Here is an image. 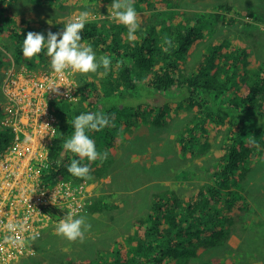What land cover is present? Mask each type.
Instances as JSON below:
<instances>
[{
    "label": "trees",
    "instance_id": "1",
    "mask_svg": "<svg viewBox=\"0 0 264 264\" xmlns=\"http://www.w3.org/2000/svg\"><path fill=\"white\" fill-rule=\"evenodd\" d=\"M136 1L140 2L139 4L144 3L143 1L149 2V0ZM136 1L134 0L135 6ZM6 2H8L7 6H5ZM40 2V0H0V66L4 62L8 65L11 61L8 52L12 54L14 52L19 62L17 63L14 59L15 63L20 65L26 62L30 69L40 68L35 61L44 59L45 49L32 59L25 58L22 53L23 40L27 33L33 31L44 34L41 28H44L46 24L40 17L28 16V6L24 8L22 3L25 5L33 3L31 9L38 10V14H41L39 10L44 9L43 6L39 7ZM153 2L155 3L156 0ZM12 7L14 8L11 9ZM214 7L212 16L203 13L200 17L190 15L188 19H183L186 13L181 12L173 18V21L182 19L179 24L155 19L140 39L132 40V45L120 42V34L107 39L105 34L98 31L99 27L95 21L86 23L81 33L82 40H85L87 44L93 43L94 52H97L99 57L106 55L111 60L115 57L112 62L119 64V70L114 74V81L106 77L103 80L98 79L99 76H103L101 72L92 74L94 78L96 77L95 79L83 77L84 84L79 85L75 99L67 102L58 99L50 100L52 113L62 115H58L61 119L60 127L57 128L59 130L56 140L58 144H54L49 155L53 165L50 169L51 174L45 178V181L59 180L66 175L68 176L65 179L82 181L67 171L70 161L79 157L74 154L71 157L70 153L61 157V151L63 142L74 131L72 127L74 119L84 113L102 109L113 120L115 126L105 127L99 132L92 131L96 140L104 143L112 138L110 134L113 130L122 129L119 127L121 119L127 122L132 121V124L127 125L132 127L131 130H125L130 133L140 129L143 120L151 121L157 126L165 125L164 119L168 117V112L171 109L175 110L179 105L188 109L197 106L200 112L194 114L193 121L196 124H202L203 130L200 135H197L192 126L190 128L192 131H189L185 137L187 142H199V145L194 148L184 143L181 147L184 154L202 151L200 148L202 144H212L211 132L205 129L207 120H216L217 117L221 120L231 118L232 121L233 117L236 118V115L232 113H239L241 123L237 121L235 123L242 130L239 131L233 127L234 131L230 128L231 126L229 127L232 137L221 140L219 159L213 164L210 178L201 184L195 194L184 197L169 189V192L164 193L165 196L149 197L147 202L153 201L152 209L145 217L139 215L140 202L134 206L128 198L124 201L126 204L124 209L120 210L118 206L116 207L114 220L119 224L133 222V232L128 235H118L113 248L104 258L99 255V257L93 256L91 260L74 259L75 247L79 244L72 246L69 243L67 253L64 255L67 260L60 259L62 264H212L209 262L210 259H202V256L212 248L228 246L227 240L230 232L236 228V221L244 220L246 217L253 218L257 210L251 205L248 193L264 191L261 187L263 183L260 185L257 182L260 168L253 164V159L262 158L264 155L260 152L264 147V131L254 140L244 138L249 132L254 131L253 128L264 129V64L258 69L248 67L245 72H239V64L241 62L248 64L244 59L249 60L250 56L247 58L246 49H243V46L239 48L232 46L226 38L210 44L208 51L204 52L197 65L195 64V69L188 68L184 60L187 59L192 47L204 39L207 33L203 30L204 26H208V32L223 36L225 27L240 23L241 29L251 31L258 40L260 39L258 34L262 32L258 31L260 23L255 20L264 21V17L252 6H248L250 8L246 11H241L234 3L225 1ZM172 13L175 14V12ZM183 20L186 23H183ZM168 24H172L171 35L164 37L158 29ZM162 27L163 31L167 30L166 26ZM4 33L8 34L7 37ZM100 45L105 47L100 48ZM229 45L232 47H228ZM1 74L2 85L5 74L2 72ZM104 81L106 84L99 88ZM145 84L148 85L147 88L152 87L151 98L147 100L142 93L147 89ZM99 89H103V93L99 92ZM153 95H157L159 100H154ZM136 99H139V103ZM160 99L164 101L163 105ZM133 100L136 101V105L133 104ZM165 104L167 106H164ZM115 108L119 109L121 117L112 114ZM135 108H137L136 111H134ZM136 116L138 120L135 119ZM1 117L0 110V150H3L12 143L15 133L10 127L2 124ZM248 118L253 119V122L246 123ZM260 122L263 123L262 128L259 125ZM146 144L141 143L143 150L146 149ZM114 162H117V159H107L101 163L92 162L91 173L105 176ZM81 163L89 162L85 158ZM255 199L260 201V196L256 195ZM96 208L101 207L97 204ZM53 211L58 214L65 213L62 209L55 208ZM254 223L261 224L262 221ZM162 226L163 229H161ZM228 241L236 243L237 240L229 239ZM248 249V251L242 248L238 250L242 255L251 252L252 256L247 254L244 257V259L249 258L248 264H264V249L257 245L253 248L248 245ZM24 262L49 264L45 261L29 263L25 260Z\"/></svg>",
    "mask_w": 264,
    "mask_h": 264
},
{
    "label": "rangeland",
    "instance_id": "2",
    "mask_svg": "<svg viewBox=\"0 0 264 264\" xmlns=\"http://www.w3.org/2000/svg\"><path fill=\"white\" fill-rule=\"evenodd\" d=\"M40 1L39 7L43 6L44 9L43 11L39 10L41 14H38V10L31 9L33 3L29 5L22 3V5H24V8L28 6V16L30 17L37 18L39 15L44 16H42L44 18V23H46L44 24V27H49L46 29L44 36H46L49 31L53 33L62 32L65 28V24L73 21L80 12L89 11L92 15L89 17L88 21H95V24L99 27L98 31L105 34L107 39H110L113 35L117 36V34H120L122 35L119 39L120 42L128 43L130 45L133 44V41L128 39L127 27L112 18V0ZM225 1L234 3L236 8L241 11H246L250 8L248 6H252L257 10V13L264 17V0H161L160 2L156 0L155 3L153 0H149L150 3L143 1L144 3L141 4L136 1V6L134 5V7L142 22L134 34L135 38L140 39L145 34L147 28L152 26L155 19L173 21V18L181 12L186 13L184 14L183 19H188L190 15L200 17L203 13H206L207 16H212L211 13L215 11L214 6ZM7 5L8 2L5 3V6ZM13 8L14 7L11 9ZM171 11L175 12V14ZM181 21L182 19H174L173 23L179 24ZM255 22L260 23L258 25V31L262 32V34H258L260 36V39L258 40L251 31L241 29L242 25L240 23L225 27V30L223 29V36L208 32V26H204L203 30L207 32L204 39L198 41L196 46L192 47L187 59L184 60L186 61L188 68L191 69L194 66L196 67L199 58L204 52L208 51L210 44L212 45L226 38L232 46H238L237 48L243 46V49H246L247 58L250 56L249 60L244 59L248 64H243L242 62L239 64V72H245L248 67L258 69L260 65L264 64V21L255 20ZM183 23H186V21L183 20ZM162 26H166L167 30L163 31ZM162 26L159 27L158 31L163 33L164 37H169L171 35L170 30L172 24ZM222 28L223 27L221 26V29ZM4 35L7 37L8 34L4 33ZM214 36L216 37L213 38ZM81 42L85 45H91L94 51L95 45L93 43L87 44L85 40H82ZM230 45L228 47H232ZM99 47L101 48L102 45ZM95 55L96 57H99L97 52H95ZM8 56L11 58L9 64L6 65L4 62L0 66V80L2 76L1 72L4 73L6 77L10 74L12 79L6 83V88L0 85V107L1 110H3L2 116L4 110H7L6 106L8 103L12 102L11 97L15 98V95L19 93H27L29 96L34 94L35 91L33 87H35L37 81L45 85L46 91H42V95L48 103L54 98L67 102L68 100L77 97L79 85L84 84L83 77L88 76L93 79L92 74H96L103 68H99L96 73L87 74L79 72L68 74L71 70H66L64 79L65 83L62 80H58L56 85L61 92H53L49 87L51 86L50 75L54 71L51 68V57L47 55L46 48L43 53L44 59L40 58L35 61L40 67L37 73L32 72L26 62L24 63V66L17 64L19 62L17 61L18 59L14 52L13 54L8 52ZM14 59L17 62V68L11 67L12 64L15 63ZM114 59L115 57H112V60ZM118 70L119 64L115 63L110 65L107 75L102 74L104 73V69L101 70V74L110 81H114V74ZM145 87L147 88L148 86L145 84ZM99 88L102 87L100 86ZM99 92L103 93V89H99ZM145 93L149 94L148 88ZM156 96L157 95H153V99H157L158 96ZM18 97L19 96H16V99H18ZM27 97L28 96H23V99ZM136 101L139 103V99H136ZM136 101L133 100L134 105H136ZM162 101L163 100L160 99V103L163 105L164 101ZM164 106H167V104ZM197 109V106L188 109L183 105H179L175 110L171 109V111L168 112V117H165L166 120L164 119L165 125L157 126L152 124L151 121L143 120L142 127H139L140 129H136L130 133L125 130H131L132 127H128L127 125L132 124V121L127 122L126 120L121 119L119 127L122 129L116 131L113 130L110 134L112 138H109L104 143H99L95 136L92 135V131H89L87 134L95 141L97 150L99 152L107 151V159H117V162L113 163L111 169L105 174V176L91 173L92 179H82V181L76 182L72 179L66 181L65 178L68 176L66 175L54 184L40 185L41 193L39 192V194L41 197V203L45 206L54 205L55 207H61L66 213L65 215H60L55 212H47L49 214V219L45 220V223L36 224L40 227L39 231L32 235V231L29 230L25 233V236L22 239H19V236H21L20 228H15L11 233L14 237L8 240L11 249V260L8 262H11L10 264H16V262L19 261L20 255L29 250H33L35 256L33 255L34 257L29 259V263H33L35 260V262L45 261L49 264H53L54 262L58 264L62 255L67 253V246L69 243L72 246L79 244V246L75 247L76 251L74 254L79 255V258H83L82 260H85L84 258L91 260L93 256L99 257V255H101V258H104L106 257L107 252L113 248L118 235H128L133 232L134 223L119 224L114 220V215L117 211L116 207L118 206L120 210L124 209L126 206L124 201L128 198L134 203V206L138 204L136 199L140 201L141 213L139 215L145 217L152 209V201L149 203L147 202L151 196V194L148 196V184H152L151 186L149 185V189L152 188L150 189L154 191L152 197L155 198V193L157 196H165L166 194L164 193L169 192V189L170 191L173 190L176 193H181L180 195L184 197L195 194L201 184L205 183L210 178V173L214 168L213 164L217 163L219 159L221 140H225V138L230 136L232 137L229 129H232L233 127L236 130L239 129L240 127H238V124H236L235 121L240 122L241 120V115L239 113H232V115H236V118L233 117L232 121L231 118L221 120L217 117L216 120H207L205 129L211 132V139L213 140L212 144H202L200 146L202 151H193L191 152L193 154H184L182 153L181 148L184 143H188L191 145L190 147L194 148H197L199 145V142H187L185 137L189 131H192V129H190L192 126L193 131H195L197 135H200L203 130L201 128L202 124H196L193 121L194 114L200 112V110ZM136 110L137 108L134 109V111ZM155 111H157V107H155ZM15 113H17V111ZM112 114L121 117L118 108L113 109ZM58 115L62 114L58 113ZM58 115L56 117L54 114L50 113L49 116L51 117L52 127H54L53 130H51V135L42 138L40 144L33 148L34 153L31 160L29 158H22L23 166L33 167L41 162V160H48L47 153L51 151L54 144H58L56 140L58 139L57 135L59 130L56 131V129L60 127L59 123L61 122ZM8 119L11 121L10 117H8ZM135 119L138 120L137 116ZM245 122L251 123L253 122V119L248 118ZM262 124L263 123L261 122L259 123L261 128ZM21 127H24V130L27 133H31L35 129V127H28V131L25 125H21ZM37 129L38 127L36 130ZM240 130L242 129H239V131ZM253 130L254 131L249 132L245 138L242 133V138L254 140L259 138L258 135L264 131V129L260 130L256 128H253ZM46 133L47 131L42 134V137ZM199 141L201 142V138H199ZM141 143H147L145 150H143ZM138 154H142V156ZM70 155L72 157V153H70ZM96 162L101 163L99 160ZM26 163L27 165H24ZM253 164L260 168L259 173L257 174V182L260 185L263 183L261 187L264 188V155L262 159L258 157L253 159ZM47 173L48 172H46V174ZM19 180L22 184L30 183L35 180V176L27 175ZM50 183H53V181ZM252 192L253 191L248 193V197L251 205L254 206L257 211L252 219L246 217L244 220L235 222L236 228L230 232L228 240H237L236 243H230V241L227 240V242H229V247L222 246L219 248H212V250H209L202 256V259H210L209 262H212V264H229L230 262V264H248L249 258L244 259V257L247 256V254L252 256L251 252L242 255L238 250L242 248L248 251V245L252 248L254 245H257L264 249V224H262L264 223V191H256L254 194ZM256 195L258 197L260 196V201L255 199ZM90 198L92 199L91 203H89L90 201L88 200ZM98 201L102 208L96 211L92 210L94 209L93 207L97 205ZM78 209L85 212L81 216H86L87 222L91 224V229L85 233L83 242H80L79 240L76 242H70L63 236L57 234L56 227L58 222L65 218L69 213H74L76 217H79ZM86 209H89V211L87 212ZM34 219L37 218L34 217ZM256 221H262V223L256 224L254 223ZM163 228L164 227L162 226L161 229ZM0 249H3V245L0 246ZM24 261L25 260H22L19 263L26 264L27 262ZM0 264L8 263L6 260H2V263Z\"/></svg>",
    "mask_w": 264,
    "mask_h": 264
},
{
    "label": "clouds",
    "instance_id": "3",
    "mask_svg": "<svg viewBox=\"0 0 264 264\" xmlns=\"http://www.w3.org/2000/svg\"><path fill=\"white\" fill-rule=\"evenodd\" d=\"M111 11H112V18L127 27L128 39L134 40L135 39L134 34L138 30L142 22L141 18L138 16V13L134 7V0H112ZM91 15L92 13H90L89 11L80 12L73 21L65 24V28L62 32L53 33L49 31L47 33V38H45L44 34L42 33L29 31L26 35V38H24L23 40V46H22L23 56L27 59H32L33 57L40 54L46 48L47 55L51 57L52 70L54 71L55 74L60 75L62 78L64 77L66 70H71L68 74H72L75 72L87 74V73H96L98 69L101 67H103L101 70L104 69L103 74L107 75V72L110 69V65L115 63H113L111 61V58L106 55L101 56L99 57V59H97L92 46L85 45L81 42L82 41L81 33ZM30 70L32 72L37 73L39 69L38 70L30 69ZM101 70L99 72H101ZM104 78H105L104 76L98 77V79L100 80H103ZM105 84H106L105 81L102 82L101 87H103ZM58 88L59 87L55 86L54 84L49 87V89H51L53 92H58ZM151 89L152 87L148 88L149 94L145 93L147 89L144 92H142L146 100L151 98L150 95ZM48 107L50 112L52 113L50 107V101L48 103ZM54 115L57 117L56 114ZM10 116L11 115L8 109L6 111L4 110V114L1 117L2 124H5L7 127H10L13 133H15V135L12 143L4 149V154H0V156L9 153V151L16 146V142H17L16 131L14 130L13 124L8 119V117ZM109 126H115L114 122L112 119H110L108 115L104 113L102 109L100 111L81 114L74 119L72 124L74 131L72 135L63 142L62 151H61V157L66 156L67 153H72L74 154V156L79 157V159L73 158L67 167V171L71 175L84 180L92 179L90 164L92 162H96L97 160L101 162L105 161L108 158V152L107 151L99 152L96 148L95 141L92 138H90V136L87 133L89 131L99 132L105 127H109ZM260 152L264 154V147L261 148ZM49 155H50V151L48 152V160H46V162H44L43 164L39 162L37 163V165H34L33 167H25V166L22 167L21 176L20 178H18V180L22 179L24 176L27 175L35 176V180L30 183L22 184V189L17 198V200L20 201V203L25 197L32 199V201L40 197V194L35 193L34 189L40 187L41 183L45 185H51L58 181V180H54V181L52 180L53 183H50L52 181L49 180L45 181V178L49 174H51L50 169L53 166ZM85 158L89 163L82 164L81 161L84 160ZM46 172L48 173L46 174ZM59 180H61V178ZM65 180L68 181V179ZM78 186H83V185H78ZM147 189H148L147 192H149L150 189L149 188ZM155 195L157 197L156 193ZM88 200L91 203L92 199L90 198ZM97 204L101 207L99 201L97 202ZM36 207L39 210L43 209L45 212H54L53 209L55 208L61 210V207H55L54 205L45 206L41 202L39 204H36ZM93 208L94 209L92 210L94 211L99 210L96 208V206H94ZM86 211L88 212L89 209H86ZM65 213H61L60 215H65ZM84 213L85 212L83 210L80 211L78 209L79 217H76L74 213H69L65 218L61 219L56 227L57 234L63 236L70 242H76L77 240L83 242L85 233L91 229V224L87 222L86 216H81ZM7 227L10 230H15L16 225L9 223ZM60 259H66V257L62 255ZM74 259H81V257L79 258V255H75ZM61 262L62 261H60L59 263ZM7 263L10 264L11 262L7 261Z\"/></svg>",
    "mask_w": 264,
    "mask_h": 264
},
{
    "label": "built area",
    "instance_id": "4",
    "mask_svg": "<svg viewBox=\"0 0 264 264\" xmlns=\"http://www.w3.org/2000/svg\"><path fill=\"white\" fill-rule=\"evenodd\" d=\"M50 77V84H54L55 86L58 80L64 82L65 79V75L62 78L54 72ZM10 80L12 79L9 78L5 82L4 88H6V83ZM33 89L35 91L34 94L30 96L27 93L16 94L15 98L11 97L12 102L7 105V109L11 115V123L16 131L17 142L16 146L9 153L0 156V161L3 162V168L0 167V244L3 245V249H0V261L11 260V249L8 240L14 237V235L11 234L13 230L7 227L9 223L16 225V228H20L21 236H19V239H22L29 230L32 231V235L39 231L40 227L36 225L37 223H45V220L49 219L47 212L43 209L39 210L36 207V204L41 202L40 197L33 201L25 197L21 203L17 200L22 189V182L18 180L21 176L22 167H24L22 158L32 159L33 148L40 144L42 138L51 135V130L54 128L49 116L51 112L47 104L48 101L42 95V91H46L45 85L37 81ZM58 92H61V90L59 89ZM16 96H19L18 99H16ZM23 96L28 97L23 99ZM12 104L15 105L17 113L13 110ZM21 125L35 127V129L31 133L22 135ZM37 127L38 130L36 132ZM45 131L47 133L42 137ZM44 162L46 160H41L42 164ZM39 189L40 187L34 189L35 193H41V189L40 191ZM34 217L37 219H34Z\"/></svg>",
    "mask_w": 264,
    "mask_h": 264
},
{
    "label": "bare ground",
    "instance_id": "5",
    "mask_svg": "<svg viewBox=\"0 0 264 264\" xmlns=\"http://www.w3.org/2000/svg\"><path fill=\"white\" fill-rule=\"evenodd\" d=\"M136 1V0H135ZM140 3V2H139ZM147 3V2H146ZM145 3V4H146ZM146 6H147V4H146ZM16 23V22H15ZM18 23V22H17ZM16 23V24H17ZM10 26V25H9ZM12 26H14L15 27V25H12ZM11 26V27H12ZM8 27V26H7ZM142 27V26H141ZM16 28V27H15ZM11 29V28H10ZM145 29V28H144ZM13 31V30H12ZM10 32V31H9ZM143 32V31H142ZM111 34V33H110ZM143 34V33H142ZM120 36H122V35H120ZM123 38H124V36H123ZM123 40V39H122ZM142 41V40H141ZM103 47V46H102ZM105 47V46H104ZM103 47V48H104ZM121 48V47H120ZM132 49V48H131ZM124 50V49H123ZM117 51V50H116ZM119 51V50H118ZM121 52V51H120ZM117 53V52H116ZM122 58H124V57H122ZM121 60V59H120ZM118 61V60H117ZM123 61H125L124 59H123ZM127 61V60H126ZM115 62V61H114ZM134 62V61H133ZM192 62V61H191ZM123 64V63H122ZM189 64V63H188ZM131 65V64H130ZM112 69V68H111ZM154 69V68H153ZM128 73V72H127ZM146 73V72H145ZM100 74V73H99ZM103 74V73H102ZM116 74V73H115ZM118 74V73H117ZM149 74H150V72H149ZM97 76V75H96ZM94 78V77H93ZM96 78V77H95ZM151 78V77H150ZM137 79V78H136ZM135 79V80H136ZM144 79V78H143ZM98 80V79H97ZM148 81H149V79H148ZM143 82V81H142ZM152 82V81H151ZM145 83V82H144ZM150 83V82H149ZM151 84V83H150ZM97 85H98V83H97ZM100 86V85H99ZM148 86V85H147ZM170 87V86H169ZM158 89V88H157ZM167 89H168V87H167ZM98 90V89H97ZM164 90V89H163ZM166 92V91H165ZM164 92V93H165ZM173 92V91H172ZM92 93V92H91ZM94 94V93H93ZM94 95H96V94H94ZM157 97V96H156ZM159 98V97H158ZM162 98V97H161ZM87 99V98H86ZM166 99V98H165ZM155 100V99H154ZM156 100H159V99H156ZM166 101V100H165ZM163 102V101H162ZM160 104V103H159ZM169 104V103H168ZM1 105V104H0ZM119 106V105H118ZM162 107V106H161ZM4 108V107H3ZM12 108H13V110L16 112L17 110H16V107H15V105L14 104H12ZM7 109V108H6ZM1 110V109H0ZM87 110V109H86ZM1 111H3V110H1ZM171 115V114H170ZM171 117V116H170ZM166 120V119H165ZM171 122V121H170ZM172 123V122H171ZM25 127H26V129L29 131V128H28V126H26L25 125ZM20 129L23 131V133H22V135H25L27 132L24 130V127H21L20 126ZM38 130V129H37ZM37 130H36V132H37ZM127 138H128V136H127ZM110 148H112V147H110ZM107 149V148H106ZM47 152V151H46ZM196 152V151H195ZM0 154H4V149L3 150H0ZM195 154V153H194ZM138 155H141L142 156V154H138ZM148 155V154H147ZM146 155V156H147ZM140 156V157H141ZM142 159H143V157H142ZM31 160V159H30ZM196 160V159H195ZM198 160V159H197ZM139 161V160H138ZM198 162V161H197ZM141 163V162H140ZM24 165H27V163L26 164H24ZM94 173V172H93ZM137 176V175H136ZM93 178H95V177H93ZM72 179V178H71ZM104 179V178H103ZM84 180V179H83ZM129 180V179H128ZM165 181V180H164ZM64 182V181H63ZM101 182V181H100ZM84 183V182H83ZM43 183H41L40 185H42ZM127 184H128V182H127ZM167 184V183H166ZM169 184V183H168ZM89 185V184H88ZM129 185V184H128ZM152 185V184H151ZM67 187V186H66ZM143 187V186H142ZM58 189V188H57ZM94 189V188H93ZM150 189H152V188H150ZM73 190V189H72ZM59 191V190H58ZM106 193V192H105ZM90 194V193H89ZM132 194V193H131ZM181 194V193H180ZM64 195V194H63ZM54 196V195H53ZM82 196V195H81ZM57 200V199H56ZM62 202V201H61ZM121 202V201H120ZM59 203V202H58ZM90 203V202H89ZM135 214V213H134ZM136 219V218H135ZM47 220V219H46ZM56 223V222H55ZM133 223V222H132ZM133 225V224H132ZM133 228V227H132ZM17 230V229H16ZM132 231V230H131ZM159 231H161L160 229H159ZM17 233V232H16ZM158 235V234H157ZM140 237V236H139ZM32 240V239H31ZM122 241V240H121ZM133 241V240H132ZM32 242V241H31ZM34 242V241H33ZM36 245V244H35ZM124 246V245H123ZM125 247V246H124ZM35 253H34V251L33 250H29L28 252H26V253H24V254H22V255H20V258H19V261H17L16 262V264H18L19 262H21L22 260H26V261H29V259L30 258H32V257H34L35 255H34ZM34 255V256H33ZM100 260V259H99ZM0 263H2V261H0ZM33 263H36L35 262V260L33 261ZM20 264V263H19ZM58 264H62V263H58Z\"/></svg>",
    "mask_w": 264,
    "mask_h": 264
},
{
    "label": "crops",
    "instance_id": "6",
    "mask_svg": "<svg viewBox=\"0 0 264 264\" xmlns=\"http://www.w3.org/2000/svg\"><path fill=\"white\" fill-rule=\"evenodd\" d=\"M42 16H43V15H39L40 18L44 19V18H43L44 16H43V17H42ZM47 28H49V27L46 26V27H44V28H41V29L44 30V34L46 33V29H47ZM20 65L24 66V63H21ZM11 67H13V68H17L16 63H13ZM7 73H8V72H7ZM9 78H11L10 74H9L7 77H6V75H4L3 83H2V85H1V83H0V85H1V86H4V85H5L4 82H6ZM144 98H145V97H144ZM2 165H3V162L0 161V167H1V168H3ZM149 185H151V184H148V185H147V188L150 187ZM153 192H154V191L150 190V191L148 192V196H150V194H151L150 197H152V193H153ZM136 202L139 203L140 201H139L138 199H136Z\"/></svg>",
    "mask_w": 264,
    "mask_h": 264
}]
</instances>
